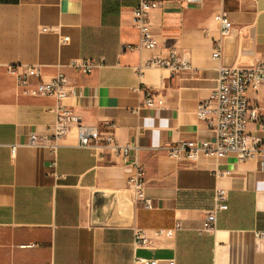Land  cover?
I'll use <instances>...</instances> for the list:
<instances>
[{
	"label": "crops",
	"instance_id": "crops-1",
	"mask_svg": "<svg viewBox=\"0 0 264 264\" xmlns=\"http://www.w3.org/2000/svg\"><path fill=\"white\" fill-rule=\"evenodd\" d=\"M141 1L0 0V264H133L135 257L160 264H264V238H257L264 233L259 163L233 155L177 161L166 150L215 141L198 117L199 104L210 98L221 67L264 61V0L170 1L149 14L157 48L137 50L133 10ZM218 15L229 18L234 33L222 36ZM218 40L222 58L214 60ZM173 52L189 61L190 72L146 67ZM73 60L101 67L83 75L68 67ZM10 65L38 66L45 81L62 73L80 97L24 95ZM148 91L163 105L146 107ZM248 98L264 114V85ZM58 107L136 152L126 163L112 149L83 147L76 129L54 154L31 145L33 134L52 135ZM248 131L261 135L256 124ZM135 159L150 209L128 184ZM217 189L227 192L228 209L217 215L215 231L204 232ZM98 192L113 195L102 225L93 222ZM139 230L150 248L135 247Z\"/></svg>",
	"mask_w": 264,
	"mask_h": 264
},
{
	"label": "built area",
	"instance_id": "built-area-1",
	"mask_svg": "<svg viewBox=\"0 0 264 264\" xmlns=\"http://www.w3.org/2000/svg\"><path fill=\"white\" fill-rule=\"evenodd\" d=\"M173 1L178 4L197 5L203 0H142L133 10V25L140 36L139 45L136 49L154 50L158 46L157 40L152 35L149 14L152 10ZM257 2L258 0H254ZM215 22L219 24L223 37L232 31V24L226 15H218ZM70 39L63 38V44H68ZM123 50H133L124 46ZM223 51L222 40L215 42L213 59L221 60ZM70 69L83 75L92 74L101 63L88 60H73ZM147 68H158L171 70L175 74L190 72L192 67L187 59L179 58L174 52L166 58H154L146 64ZM9 73L15 77L17 85L22 89V94L33 97L52 96L59 100L70 96H79L77 90L69 87L68 77L62 73L45 81L38 66H8ZM141 71V70H140ZM35 82V86H32ZM264 85V61L258 62L251 68H228L221 67L218 70L216 86L209 99L201 102L198 107V117L205 122L210 132L214 133L216 139L210 141H188L169 146L167 154L173 160H187L198 162L203 158L222 159L233 155L238 162L256 160L260 169L264 171V114L258 105L251 102L248 92H258ZM145 106L154 108L162 106L163 101L157 100L155 95L148 91ZM56 122L51 127L52 135L49 138H41L36 134L31 136V145L48 146L56 153L58 142L64 139L73 129L78 132L80 145L83 147H102L114 150L123 160L128 163L132 152L136 148L132 146H121L111 135L103 137L96 127L85 126L80 118L67 107H58L55 110ZM250 124L259 126L261 135L248 131ZM102 143V144H101ZM16 149L13 148V153ZM135 169L134 175L129 179V186L134 192L137 202L145 208H152V201L146 195V182L144 170L138 159L132 164ZM227 192L217 189L214 196V207L209 212L203 228L204 232L215 231L217 215L226 211ZM172 236V231H160L159 236ZM259 240L264 238V233H257ZM151 241L142 231L135 233L136 248H150ZM133 264H160L157 260H148L135 257ZM171 264H174L173 262Z\"/></svg>",
	"mask_w": 264,
	"mask_h": 264
},
{
	"label": "water",
	"instance_id": "water-1",
	"mask_svg": "<svg viewBox=\"0 0 264 264\" xmlns=\"http://www.w3.org/2000/svg\"><path fill=\"white\" fill-rule=\"evenodd\" d=\"M234 33V31H232ZM113 200V195L98 192L93 196V222L102 225L108 214V209Z\"/></svg>",
	"mask_w": 264,
	"mask_h": 264
}]
</instances>
